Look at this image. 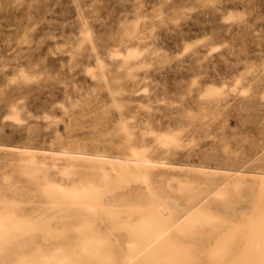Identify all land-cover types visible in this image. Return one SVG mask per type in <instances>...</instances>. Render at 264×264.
I'll list each match as a JSON object with an SVG mask.
<instances>
[{"label": "rangeland", "instance_id": "rangeland-1", "mask_svg": "<svg viewBox=\"0 0 264 264\" xmlns=\"http://www.w3.org/2000/svg\"><path fill=\"white\" fill-rule=\"evenodd\" d=\"M0 225V264H264V0H0Z\"/></svg>", "mask_w": 264, "mask_h": 264}, {"label": "bare ground", "instance_id": "bare-ground-1", "mask_svg": "<svg viewBox=\"0 0 264 264\" xmlns=\"http://www.w3.org/2000/svg\"><path fill=\"white\" fill-rule=\"evenodd\" d=\"M171 141H172V140H171ZM164 143H165V142H164ZM172 143H173V142H172ZM160 144H161V142H160ZM80 158H81V157H80ZM143 160H144V159H143ZM123 164H124V163H123ZM75 194H77V193H74V195H75ZM0 226H1V225H0ZM19 248L21 249V247H20V246H19ZM262 248H263V246H262ZM256 250H257V248H256ZM258 250H260V248H259V247H258ZM258 250H257V251H258ZM263 250H264V249H262V252H263ZM130 257H131V256H130ZM244 264H246V263H244Z\"/></svg>", "mask_w": 264, "mask_h": 264}]
</instances>
